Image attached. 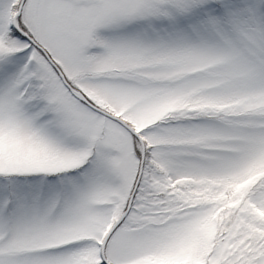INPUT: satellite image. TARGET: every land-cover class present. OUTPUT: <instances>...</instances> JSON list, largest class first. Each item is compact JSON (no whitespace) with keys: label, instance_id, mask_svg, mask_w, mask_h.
Segmentation results:
<instances>
[{"label":"snow or ice","instance_id":"obj_1","mask_svg":"<svg viewBox=\"0 0 264 264\" xmlns=\"http://www.w3.org/2000/svg\"><path fill=\"white\" fill-rule=\"evenodd\" d=\"M0 264H264V0H0Z\"/></svg>","mask_w":264,"mask_h":264}]
</instances>
